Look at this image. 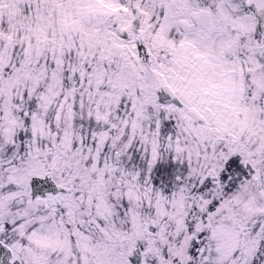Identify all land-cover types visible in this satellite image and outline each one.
<instances>
[{
	"label": "snow or ice",
	"instance_id": "1",
	"mask_svg": "<svg viewBox=\"0 0 264 264\" xmlns=\"http://www.w3.org/2000/svg\"><path fill=\"white\" fill-rule=\"evenodd\" d=\"M0 264H264V0H0Z\"/></svg>",
	"mask_w": 264,
	"mask_h": 264
}]
</instances>
